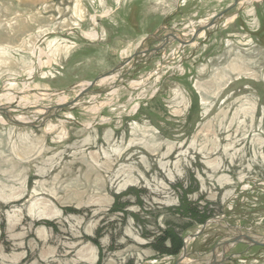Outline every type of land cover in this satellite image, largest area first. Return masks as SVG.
Here are the masks:
<instances>
[{
    "label": "rangeland",
    "instance_id": "obj_1",
    "mask_svg": "<svg viewBox=\"0 0 264 264\" xmlns=\"http://www.w3.org/2000/svg\"><path fill=\"white\" fill-rule=\"evenodd\" d=\"M238 1L0 0V106L38 125L1 115L0 264H174L187 239L205 264L228 224L264 241V0Z\"/></svg>",
    "mask_w": 264,
    "mask_h": 264
},
{
    "label": "water",
    "instance_id": "obj_2",
    "mask_svg": "<svg viewBox=\"0 0 264 264\" xmlns=\"http://www.w3.org/2000/svg\"><path fill=\"white\" fill-rule=\"evenodd\" d=\"M237 2H238V0H236V3ZM228 10L215 15L208 24L200 26L198 29H196L190 40H182L180 37L171 33L170 36L165 37L163 44H161V46L155 47L153 50L159 51V50L163 49L165 47V45H167L169 43V41L171 40L170 37H172L173 39L180 42V44L182 46H186V45L193 43L195 41V39L197 38L199 32L204 31V30L212 27L215 24V21L218 18L222 17L223 14H225V12H227ZM140 53L143 54L144 52L140 51V52L134 54L132 57H130L129 59H127L125 61H122L120 64L116 65L111 70L104 72V73L100 74L99 76H97L94 80L89 81L88 84L80 90V92L78 93V95L76 96V98L73 101L68 102V103H59L55 106L47 107L46 108L47 111H50V112L54 111V114H56L59 110H62L64 108L71 107V106L75 105L84 95L88 94V92L91 91L95 85H97L100 81L115 75L120 69H122L125 65H127L133 59L134 56L139 55ZM0 115H5L9 120H11L13 123H15L17 125L31 126V127L38 126L35 121L28 122V121H22V120H14L12 118L11 111H10V108L8 106H4V105L0 106ZM44 118H45V116H42V117L37 118L36 120H40V119L43 120ZM206 225L207 224L203 225V227L201 229H199L195 234H192L189 238L195 239L198 236H200L202 234V232L205 230ZM228 226L235 229L237 231V234L235 236H230V237H227L223 240H220L214 246V248L212 250V258L213 259L212 260L208 259L207 264H224L225 262L229 261L230 257L227 256L229 249L231 247H233L234 245L239 244L241 242H245L249 245H262V246H264L263 240H259V237L253 236V229H248V232L244 233V232H241V227H239V226L231 225V224H228ZM262 238H264V236H262ZM187 241H188V239L184 241L183 252L177 258V260L175 261L174 264H186L185 260L190 258L191 255L188 253V250H187ZM220 247L222 248L223 254H222L221 258L218 260L217 250Z\"/></svg>",
    "mask_w": 264,
    "mask_h": 264
},
{
    "label": "bare ground",
    "instance_id": "obj_3",
    "mask_svg": "<svg viewBox=\"0 0 264 264\" xmlns=\"http://www.w3.org/2000/svg\"><path fill=\"white\" fill-rule=\"evenodd\" d=\"M88 36H90L91 38H97L98 34L96 32H92V33H88ZM61 100L65 101V98L61 97ZM3 120H4V118L0 115V121H3Z\"/></svg>",
    "mask_w": 264,
    "mask_h": 264
},
{
    "label": "trees",
    "instance_id": "obj_4",
    "mask_svg": "<svg viewBox=\"0 0 264 264\" xmlns=\"http://www.w3.org/2000/svg\"><path fill=\"white\" fill-rule=\"evenodd\" d=\"M181 244L183 245V242H182ZM178 249L182 250V247H181V248H180V247H178ZM180 250L178 251V253L180 252Z\"/></svg>",
    "mask_w": 264,
    "mask_h": 264
},
{
    "label": "crops",
    "instance_id": "obj_5",
    "mask_svg": "<svg viewBox=\"0 0 264 264\" xmlns=\"http://www.w3.org/2000/svg\"><path fill=\"white\" fill-rule=\"evenodd\" d=\"M195 251H198V249H197V250L195 249L194 252H195Z\"/></svg>",
    "mask_w": 264,
    "mask_h": 264
}]
</instances>
